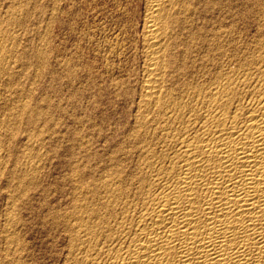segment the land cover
I'll return each mask as SVG.
<instances>
[{"label": "bare ground", "instance_id": "obj_1", "mask_svg": "<svg viewBox=\"0 0 264 264\" xmlns=\"http://www.w3.org/2000/svg\"><path fill=\"white\" fill-rule=\"evenodd\" d=\"M222 4L216 17L203 11L202 21L213 27L193 32L189 15L202 13L173 0L147 1L144 60L127 103L134 113L101 169L103 156L96 163L90 152L85 164L69 158L63 185L43 181L47 158L34 150L47 138L20 136L21 146L15 143L38 110L2 98L0 197L8 206L0 264H36L28 240L36 230L47 234V264H264V0ZM8 38L0 40L7 90L14 73ZM52 195L57 204L48 203Z\"/></svg>", "mask_w": 264, "mask_h": 264}, {"label": "rangeland", "instance_id": "obj_2", "mask_svg": "<svg viewBox=\"0 0 264 264\" xmlns=\"http://www.w3.org/2000/svg\"><path fill=\"white\" fill-rule=\"evenodd\" d=\"M147 1L148 0H0V31L3 28L0 34V40H7L9 37L8 35L12 37H9L6 43L8 42V44H10L9 48L14 45V47H12L14 49H12L13 54L9 53L10 55H7L8 62L11 63L12 71H14L13 74H15H10L12 75V81L10 83L11 87L8 90L4 87V80H6V78L4 77V80L2 79L3 81H0V91H3L0 92L2 94L0 95V101H2V98L3 100L15 98L16 100L27 102L34 110L37 108L36 111L38 110L37 112L40 116L37 118L38 121L36 120L37 123L35 122L36 124L34 123L26 127V129L24 128L25 130L22 128L23 131L28 129L24 133L20 128L21 133L17 135L19 139L17 136L15 137V143L18 142L17 146H21L20 139L22 140L23 138H20V136L33 135L37 139V137L43 135L47 138L42 147L34 150L36 153L38 152L44 156L45 159L47 158V162L45 161L41 169V179L43 177L47 178H43V181H47V183L51 184L63 185V172H66L65 176L69 173V160L80 162L76 160L82 159L81 163L83 164L85 156V162L87 163V156L90 155V152L94 155L93 161L96 163L99 159H95V157L98 158L97 156L99 154V157L103 156V159L101 157L97 163V165L102 163L100 165L101 167L98 166L100 169L108 163L107 160L109 156L107 154L109 150L111 151V146L109 144L116 142L123 136L127 128L126 124L131 123L130 120H132V114L134 113L132 110L135 109L133 103H129L131 106L127 103L128 101L132 102L130 96L133 94V91H131V89L132 87L134 89L133 85L138 80V76H140L139 73H141V66L143 65L142 60H144L142 54V25L144 19L143 15H145L147 9ZM222 1L225 0H173L177 5L185 4L186 7L189 6L188 8L196 9L198 13H202L201 15L194 13L189 15L193 25L192 28H194L192 30L193 32L196 29V32H198L202 27L209 29L214 26L213 21L208 23L205 22L206 20L202 21L204 20L202 15H205L203 11H207V19L210 16H218L220 7L223 6ZM21 9L23 11H21ZM21 12L24 13L21 14ZM14 13L17 14V17H21V20L15 17ZM4 32L8 37L4 35ZM2 34L5 37L1 36ZM21 50L23 54L25 52L27 54L31 53V51L32 54L26 55L25 53L23 55ZM9 57L12 58V60ZM130 67L131 70H128ZM124 69L126 72H124ZM132 69H134V71ZM18 74H21V76ZM133 75L134 77H132ZM13 76L15 77L13 78ZM122 76L124 79H122ZM133 80L135 81L133 82ZM115 81L124 82V84L120 88L116 86ZM3 87L4 90L2 89ZM118 88L121 89L120 94H118ZM5 90L7 91L4 93ZM125 91H128V96L122 94V92ZM18 97L19 99H17ZM40 113H42L44 117ZM125 117L126 119H124ZM78 118L81 120L83 119V121L80 120V123ZM47 120L49 124L46 122ZM92 122L96 124L92 125ZM122 124H124L123 127ZM94 128L97 130L101 128V130L97 131ZM33 129L34 131H32ZM28 131L30 132L27 133ZM99 131L102 132L100 133ZM77 132H79V134ZM114 132L116 133L115 135ZM80 133L85 136H81ZM97 133H100V135ZM75 134H78L76 135L77 137ZM81 137L84 140L87 139L85 141L86 143L83 142ZM104 138L107 139L105 140ZM88 143L89 145L87 146ZM90 145H92V147ZM97 145L100 146L98 147ZM95 146L97 148H95ZM102 147L103 150H101ZM79 149L83 151L80 152ZM50 155L52 157H50ZM80 156H83L84 159ZM106 156H108L107 159H105ZM52 158L54 160H52ZM50 164L51 166H49ZM56 175L58 177H56ZM59 178L61 182H59ZM52 196L53 197L47 196L48 203L50 205H53V203L57 204V202H59V195ZM0 199L1 222L5 218L4 214L8 206V201H6V198L0 197ZM34 199L33 202L36 201V203L39 200L38 196ZM4 202L7 203L5 204ZM23 215H25V212H23ZM27 216L26 214V217ZM34 219V222H37L39 214L36 215ZM29 235L28 240L33 243L34 247L35 260L32 259V261L36 262V264L52 263L46 253L50 249L48 243H46V232L36 230ZM58 246H62L61 242H58Z\"/></svg>", "mask_w": 264, "mask_h": 264}]
</instances>
